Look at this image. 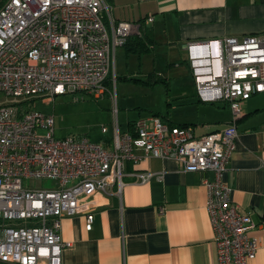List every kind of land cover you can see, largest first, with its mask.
Instances as JSON below:
<instances>
[{"label": "built area", "instance_id": "1", "mask_svg": "<svg viewBox=\"0 0 264 264\" xmlns=\"http://www.w3.org/2000/svg\"><path fill=\"white\" fill-rule=\"evenodd\" d=\"M140 33L141 23L117 20L108 0H0V262L62 264L72 245L61 235L63 217L86 214L91 230L93 196L115 185L121 190L126 165L144 157L213 173L203 185L218 264H249L264 246V232L254 235L258 223L238 209L224 180L243 105L264 92V32L187 44L200 98L226 102L233 116L225 128L201 136L151 114L125 132L117 116L108 140L57 137L54 113L25 105L66 94L103 97L116 80L117 49ZM135 175L149 182L156 174ZM45 179L54 185L37 183Z\"/></svg>", "mask_w": 264, "mask_h": 264}, {"label": "crops", "instance_id": "2", "mask_svg": "<svg viewBox=\"0 0 264 264\" xmlns=\"http://www.w3.org/2000/svg\"><path fill=\"white\" fill-rule=\"evenodd\" d=\"M108 2L117 20L141 23L139 35L149 44L147 51H141L138 37L129 48L119 47L125 58L138 62L135 83L149 88L162 85L170 105L165 113H140L124 129L119 122L120 130L130 131L137 119L151 114L171 125L190 126L196 136L225 128L233 118L226 102H210L211 106L200 98L196 82L192 89L190 82L179 79L176 84L172 76L185 74V67L193 73L187 46L191 41L264 32V0ZM150 17L154 19L149 21ZM210 50L216 53L217 44L212 43ZM212 64L217 70V61ZM160 76L168 83H155ZM238 131L224 180L232 188L238 209L251 213L258 223L254 232L258 236L264 232V92L253 94L244 103ZM144 172L156 175L142 182L135 173ZM205 177L213 178V173L185 171L182 163L172 158L144 157L136 165L128 163L121 190L115 185L93 196L97 206L91 230L86 227V214L63 217L61 235L72 245L63 250L62 264H218ZM249 264H264V246Z\"/></svg>", "mask_w": 264, "mask_h": 264}, {"label": "rangeland", "instance_id": "3", "mask_svg": "<svg viewBox=\"0 0 264 264\" xmlns=\"http://www.w3.org/2000/svg\"><path fill=\"white\" fill-rule=\"evenodd\" d=\"M121 48L117 52L116 75L118 76L109 87L110 91L101 98H95L91 95L66 94L56 97L54 100L49 97L37 98L31 102L25 103L33 109L45 113H54L56 117V136L65 137L74 135H89L93 141H102L107 136L113 134V121L118 116L121 129H124L127 122L135 116L142 113L148 114L153 110H161L163 113L167 110V99L164 87L162 85L156 88L136 84L133 80V74L138 69V62L125 58ZM129 61V62H128ZM185 74L172 76V79L179 84L180 80L190 82L195 88V80L192 72L185 67ZM127 71H129L127 73ZM124 73V76H121ZM129 73L131 75H129ZM138 75V74H137ZM127 77V80L121 78ZM142 81L138 80L137 83ZM79 98L77 99V97ZM169 101H173L170 99ZM117 103V112L114 105ZM211 105L210 102H208ZM176 106V103H174ZM212 106V105H211ZM106 126L109 133L104 134L102 127ZM42 187H52L53 180L45 179L38 181ZM0 264H10L0 262Z\"/></svg>", "mask_w": 264, "mask_h": 264}, {"label": "trees", "instance_id": "4", "mask_svg": "<svg viewBox=\"0 0 264 264\" xmlns=\"http://www.w3.org/2000/svg\"><path fill=\"white\" fill-rule=\"evenodd\" d=\"M141 35H133V36H131L129 39H128V41H127V43L125 44V46H127L128 48H129V44H130V42L134 39V38H137L138 39V37H139V44H140V50L141 51H147L148 49H149V44L148 43H146L145 42V40L143 39V38H141L140 37ZM133 80H136L135 78L133 79ZM156 80V82L155 83H168L167 82V79L166 78H163V77H158L157 79H155ZM154 83V82H153Z\"/></svg>", "mask_w": 264, "mask_h": 264}]
</instances>
